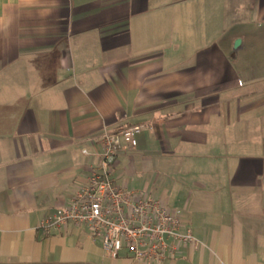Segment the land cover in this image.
<instances>
[{
	"label": "crops",
	"instance_id": "0c3cea01",
	"mask_svg": "<svg viewBox=\"0 0 264 264\" xmlns=\"http://www.w3.org/2000/svg\"><path fill=\"white\" fill-rule=\"evenodd\" d=\"M0 15V264H146L72 222L39 228L102 133L136 124L113 177L182 209L201 243L161 264H264V0H0Z\"/></svg>",
	"mask_w": 264,
	"mask_h": 264
},
{
	"label": "built area",
	"instance_id": "2783aa9c",
	"mask_svg": "<svg viewBox=\"0 0 264 264\" xmlns=\"http://www.w3.org/2000/svg\"><path fill=\"white\" fill-rule=\"evenodd\" d=\"M143 125L104 131L96 168L75 191L68 205L41 219L39 228L49 230L72 222L88 230L90 240L117 258L126 249L133 260L161 264L173 258L180 246H201L184 223L182 209L170 207L144 190L127 189L113 177L120 150L137 145ZM86 153V150H83Z\"/></svg>",
	"mask_w": 264,
	"mask_h": 264
},
{
	"label": "clouds",
	"instance_id": "9594fccd",
	"mask_svg": "<svg viewBox=\"0 0 264 264\" xmlns=\"http://www.w3.org/2000/svg\"><path fill=\"white\" fill-rule=\"evenodd\" d=\"M15 3V0H13ZM7 23H10V18L5 15H0V27L6 26Z\"/></svg>",
	"mask_w": 264,
	"mask_h": 264
},
{
	"label": "water",
	"instance_id": "95a60500",
	"mask_svg": "<svg viewBox=\"0 0 264 264\" xmlns=\"http://www.w3.org/2000/svg\"><path fill=\"white\" fill-rule=\"evenodd\" d=\"M238 43H239V40L237 39L236 42H235V44H238Z\"/></svg>",
	"mask_w": 264,
	"mask_h": 264
}]
</instances>
